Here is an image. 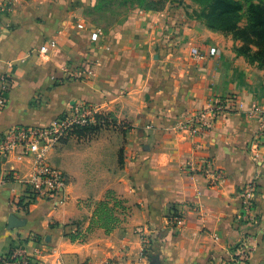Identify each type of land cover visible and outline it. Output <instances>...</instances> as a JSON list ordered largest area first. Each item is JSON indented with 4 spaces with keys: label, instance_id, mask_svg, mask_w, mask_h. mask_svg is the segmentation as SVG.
I'll return each mask as SVG.
<instances>
[{
    "label": "crops",
    "instance_id": "crops-1",
    "mask_svg": "<svg viewBox=\"0 0 264 264\" xmlns=\"http://www.w3.org/2000/svg\"><path fill=\"white\" fill-rule=\"evenodd\" d=\"M12 2L0 12V76L13 80L0 133L47 126L84 102L117 125L49 151L47 162L70 179L64 202L45 192L28 211L18 208L13 200L24 198L34 160L3 163L18 178L0 185V257L21 246L37 264H236L246 240L247 264H264V139L255 144L264 117L251 116L253 103L264 109V69L238 53L241 42L192 15L191 0L140 7L107 30L88 13L97 0ZM52 39L48 54L31 53ZM195 47L203 57L193 56ZM230 96L237 111L206 135L181 128L211 99ZM207 167L221 170L223 182L212 185ZM251 183L247 211L242 191ZM102 201L113 208L106 222ZM173 205L184 214L180 229ZM11 215L24 224L11 228ZM147 237L155 238L154 262L144 253Z\"/></svg>",
    "mask_w": 264,
    "mask_h": 264
},
{
    "label": "built area",
    "instance_id": "built-area-1",
    "mask_svg": "<svg viewBox=\"0 0 264 264\" xmlns=\"http://www.w3.org/2000/svg\"><path fill=\"white\" fill-rule=\"evenodd\" d=\"M12 4V0H1L0 12L10 10ZM99 36L100 34L96 32L92 35V38L93 40H98ZM56 44L57 41L55 39L49 40L39 48L33 49L31 53L48 54ZM192 54L196 57H203V53L197 47L192 49ZM209 54L215 56L217 48L212 47ZM86 72L88 74L94 73L93 69H88ZM12 83L13 80L9 74L0 76V110L7 104V93L11 89ZM238 105L237 98L234 96L211 99L207 107L187 116L180 126L191 135L204 136L214 127L215 122L220 117L236 112ZM101 113L105 114L106 112L91 103H75L68 111L61 114L47 126H15L0 133V185L10 179L18 178L17 173L14 171L3 173L2 165L9 157L15 156L18 160L32 157L34 160V172L28 182L24 203H28L29 207L31 203L40 198L45 192L52 198H57L59 202L66 201L67 198L64 192L70 182L69 176L63 170L51 166L46 160L47 154L50 150L60 146L70 138L78 137L75 129L79 126L96 123V115ZM251 116L264 117V109L258 103H253ZM263 139L264 121H261L260 130L255 137V144L260 143ZM187 168L193 170L194 164L192 162L188 163ZM204 172L214 186L223 182L225 178L223 172L219 169L207 167ZM46 189L47 191H45ZM255 189L254 183L243 188L242 199L247 211L252 208ZM13 202L18 208L24 209L14 200ZM175 206V209L172 210L173 214L170 216L171 222L176 228L180 229L184 225L185 218L181 208L177 205ZM36 238L34 237L35 240H37ZM252 251L253 246L248 241L243 240L237 245L235 263L247 264ZM11 256V258L7 257V255L4 256L1 260L2 264H37L36 260L28 255L21 246H15Z\"/></svg>",
    "mask_w": 264,
    "mask_h": 264
},
{
    "label": "trees",
    "instance_id": "trees-1",
    "mask_svg": "<svg viewBox=\"0 0 264 264\" xmlns=\"http://www.w3.org/2000/svg\"><path fill=\"white\" fill-rule=\"evenodd\" d=\"M192 15L204 21L211 29L230 34L239 40L241 44L237 47L238 53L244 55L250 63L264 69V0H207L200 10L194 9ZM243 19L246 20L244 25ZM96 118V123L77 127L76 135L79 138L90 139L101 129L117 125L116 120L108 113L97 114ZM14 201L25 210H29L28 203H24L23 197ZM120 204L121 201L117 200L116 206ZM175 207L171 206L170 216ZM112 210L108 201H102L98 210L101 220L104 222L111 220L109 217ZM146 240L144 253L154 262L157 258L155 238L147 237ZM14 249L15 247L11 249L7 257L13 255ZM2 259L3 257H0V260Z\"/></svg>",
    "mask_w": 264,
    "mask_h": 264
},
{
    "label": "rangeland",
    "instance_id": "rangeland-1",
    "mask_svg": "<svg viewBox=\"0 0 264 264\" xmlns=\"http://www.w3.org/2000/svg\"><path fill=\"white\" fill-rule=\"evenodd\" d=\"M166 1L168 0H97L94 7L88 9V13L96 24L107 30L116 25L121 18L135 9L149 6L161 7ZM191 1L193 5L200 10L207 0ZM245 23L246 20L243 19L242 25Z\"/></svg>",
    "mask_w": 264,
    "mask_h": 264
},
{
    "label": "water",
    "instance_id": "water-1",
    "mask_svg": "<svg viewBox=\"0 0 264 264\" xmlns=\"http://www.w3.org/2000/svg\"><path fill=\"white\" fill-rule=\"evenodd\" d=\"M24 220H20L17 216L15 215H11L10 218H9V226L11 228H14L16 226H19V225H23L24 224Z\"/></svg>",
    "mask_w": 264,
    "mask_h": 264
}]
</instances>
